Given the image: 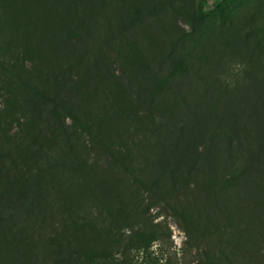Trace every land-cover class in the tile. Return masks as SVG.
I'll return each instance as SVG.
<instances>
[{"label": "rangeland", "instance_id": "rangeland-1", "mask_svg": "<svg viewBox=\"0 0 264 264\" xmlns=\"http://www.w3.org/2000/svg\"><path fill=\"white\" fill-rule=\"evenodd\" d=\"M204 12L201 0H0L4 128L37 150L70 137L83 195L128 219L109 239L71 217L56 179L5 161L1 258L264 264V0ZM17 176L29 186L12 193Z\"/></svg>", "mask_w": 264, "mask_h": 264}, {"label": "trees", "instance_id": "trees-1", "mask_svg": "<svg viewBox=\"0 0 264 264\" xmlns=\"http://www.w3.org/2000/svg\"><path fill=\"white\" fill-rule=\"evenodd\" d=\"M206 6L207 0H201L200 16L206 15L204 12ZM8 72V68L0 61V73L5 74ZM17 78L22 83L20 87L35 88L24 74H18ZM67 112L74 127L80 129L84 135H92L93 129L85 119L77 116L72 110H67ZM4 125L5 123L0 119V164L5 161L19 162L21 165L31 166L35 171L36 179H41L43 176L56 179L59 182V187L73 199V202L67 208V212L71 217L76 218L86 226L98 228L109 239H115L117 230L122 227V224H127L128 219L123 218L95 194L83 195L84 190L82 191L83 187H81L80 179L83 177L81 173L85 168V161L78 146L71 141V138H67L63 146H59V144L54 146L53 144L47 149L37 150L34 145L17 143L15 135H11L10 131L4 128ZM101 143L103 144L102 141ZM104 150L111 152L105 144ZM110 154L115 156L112 152ZM11 172L13 171L7 172L6 176H10ZM61 180H65L66 184L60 183ZM24 181L25 177L23 176L14 177V180L9 182L10 186L7 190L18 193L20 188L29 186L28 182H25V185H20ZM147 240L141 234L133 238L135 244L139 242L146 243ZM8 248L5 241H0V264H12L11 257L1 258L2 255L8 252Z\"/></svg>", "mask_w": 264, "mask_h": 264}]
</instances>
